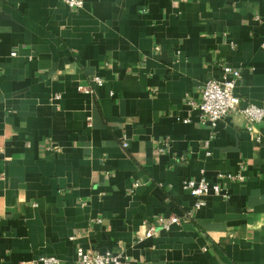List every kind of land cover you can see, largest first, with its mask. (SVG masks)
Returning a JSON list of instances; mask_svg holds the SVG:
<instances>
[{
	"label": "crops",
	"instance_id": "crops-1",
	"mask_svg": "<svg viewBox=\"0 0 264 264\" xmlns=\"http://www.w3.org/2000/svg\"><path fill=\"white\" fill-rule=\"evenodd\" d=\"M262 41L264 0H0V264H264V115L193 105L229 63L264 106Z\"/></svg>",
	"mask_w": 264,
	"mask_h": 264
},
{
	"label": "built area",
	"instance_id": "built-area-1",
	"mask_svg": "<svg viewBox=\"0 0 264 264\" xmlns=\"http://www.w3.org/2000/svg\"><path fill=\"white\" fill-rule=\"evenodd\" d=\"M64 1L74 7L83 4V0ZM262 45H264V41H262ZM239 74L240 71L237 67H232L229 63H225L220 77H210L202 83L199 99L193 103L199 110V118L201 120H208L214 124L216 120L231 110L241 112L246 118L248 125H252L263 117V105L252 101H248L243 105L239 104L240 97L234 92V85ZM92 81L94 84H100L103 79L99 74H94L92 75ZM79 86L87 90L92 88L89 85ZM122 143L126 145L127 142L123 140ZM219 174L223 175L222 172H219ZM227 174L230 175L229 173ZM183 186L197 196L194 201L196 206H200L204 202L203 195L210 191L223 196L228 194L224 186L218 182L211 181L203 174L184 177ZM178 219L179 216L173 214L168 218H163L161 223L167 226L168 223L178 221ZM153 229V225H148L146 233L150 234ZM76 254L80 264H132L128 259V255L122 250L106 249L99 251L84 249L81 245H78ZM39 259L41 264H61L60 259L54 254H43Z\"/></svg>",
	"mask_w": 264,
	"mask_h": 264
}]
</instances>
